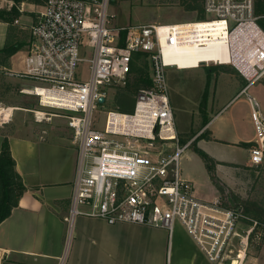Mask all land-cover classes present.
I'll list each match as a JSON object with an SVG mask.
<instances>
[{
	"label": "built area",
	"instance_id": "obj_1",
	"mask_svg": "<svg viewBox=\"0 0 264 264\" xmlns=\"http://www.w3.org/2000/svg\"><path fill=\"white\" fill-rule=\"evenodd\" d=\"M109 7L110 0H46L30 26L24 68L7 72L32 81L20 91L36 95L42 107L67 112L78 151L67 242L78 215L164 227L170 235L179 223L209 259L222 263L236 247L244 215L218 198L199 197L184 175L183 157L192 140L179 137L169 70L181 68L167 61L165 50L199 52L225 45L223 56L199 61L195 68L228 64L245 79L234 100L243 97L249 106L254 129L249 162L263 164L264 110L249 92L264 78V29L255 0H202L203 19L158 24H117ZM138 52L148 56L151 85L139 89L132 111L101 110L111 87L127 85ZM15 110L0 105V127ZM32 112L37 121L48 114Z\"/></svg>",
	"mask_w": 264,
	"mask_h": 264
},
{
	"label": "crops",
	"instance_id": "obj_2",
	"mask_svg": "<svg viewBox=\"0 0 264 264\" xmlns=\"http://www.w3.org/2000/svg\"><path fill=\"white\" fill-rule=\"evenodd\" d=\"M20 3L0 0V8L3 9L10 10L16 4L19 15L14 24H19L23 17H27L25 22L30 24L28 31H21L25 33L20 37L14 33L10 38L8 31L6 33L8 22L0 20V52L10 40L23 43L20 49L7 57L4 67L8 70L24 68L23 59L31 39L30 26L44 9V5H38L36 11L32 9L35 17L25 16L22 14L25 2ZM19 80L22 81V88L33 86L30 80ZM238 101L233 99L211 116L203 127L209 138L202 136L196 140L198 147L217 161L216 175L224 181L231 173L229 168L245 163L251 165L248 156L241 162L233 153L238 147H250L254 136L249 106L240 109L235 106ZM4 137L9 141L16 170L27 189L19 205L0 224V264H18L16 261L20 258L31 264H59L61 258L64 259L63 264H215L186 231L170 235L164 227L137 223L110 224L103 218L86 215L75 218L68 244L66 217L76 177L77 146L72 138L69 142L75 147L71 149L65 138L57 135L25 136L15 130L5 135L0 130V149ZM197 155L192 149V154H187L183 162L187 158L198 160ZM183 172L195 183L199 197L213 200L218 196L219 190L208 171L203 182L186 170L184 163Z\"/></svg>",
	"mask_w": 264,
	"mask_h": 264
},
{
	"label": "rangeland",
	"instance_id": "obj_3",
	"mask_svg": "<svg viewBox=\"0 0 264 264\" xmlns=\"http://www.w3.org/2000/svg\"><path fill=\"white\" fill-rule=\"evenodd\" d=\"M24 2L25 11L22 14L35 17L34 10L38 9V5H44L46 0H24ZM21 5L20 3L19 6ZM196 5L202 7V0H110L109 9L114 16V21L120 25L158 24L203 19L205 15L203 9L199 7L190 9ZM26 18L23 17L19 24L8 22L6 33L8 31L10 38L11 34L15 33L17 37H20L29 30L28 25L30 24L26 23ZM13 42V40L9 41V43ZM220 51L222 54L225 53L224 48L212 47L205 51H194V55L200 57L199 61H214L219 56H223ZM199 61L191 62L187 59L179 65L181 69L169 70L171 100L179 137L182 142L192 140L190 148L184 154L183 161L187 154H192L194 142L207 131L203 127L209 122L211 116L232 102L245 85V79L234 66L211 63L195 68ZM7 62L6 54L0 52V105L14 106L16 110L10 122L4 125L5 127H0V130L5 135L14 130L25 136L46 134L55 137L57 135L65 138L63 140L68 148L75 147L69 142L73 137V132L68 126L67 112L57 108L42 107L36 95L21 92L22 81L7 73L8 69L4 67ZM147 75L151 80L148 56L143 55L141 61H133L132 73L127 85L111 87L108 101L101 110L132 111L139 89L151 85L139 81L140 76ZM249 92L259 99L264 110V78L253 84ZM235 106L240 109L248 108L243 97ZM36 109L48 113L44 120L35 119L32 110ZM102 116L104 117V114ZM49 117L52 118L47 119ZM103 117L100 119L102 120ZM5 139L7 137H4ZM247 147L241 146L234 149L235 158L241 162L245 161L247 156L249 157ZM197 159L193 161L187 158L183 163L186 170L203 182L204 176L208 175L207 169L202 158L197 155ZM229 171L231 173L227 175V181L217 177L219 190L217 197L227 207L235 208L244 217L241 218L238 228L240 236L234 242L236 247L232 252L227 253L228 257L222 260L221 264H235L236 260H238L237 264H264V163L259 166L247 163L236 165L229 168ZM181 231H186V229L179 223L175 224L173 232L177 234ZM242 254L244 257L239 259V255ZM16 262L31 264L28 260L21 258Z\"/></svg>",
	"mask_w": 264,
	"mask_h": 264
},
{
	"label": "trees",
	"instance_id": "obj_4",
	"mask_svg": "<svg viewBox=\"0 0 264 264\" xmlns=\"http://www.w3.org/2000/svg\"><path fill=\"white\" fill-rule=\"evenodd\" d=\"M16 4L23 0H14ZM16 4L10 9L0 8V20L5 22H13L19 15V10ZM201 8L200 5L192 6V8ZM255 12L259 17V23L264 29V0H255ZM204 17V16H203ZM23 46L22 42L7 43L1 52L5 53L7 57L16 52ZM143 52H138L135 55L136 61H141ZM140 70V69H139ZM139 81L145 84H151V80L148 75L145 77L140 76ZM203 137H208V134H203ZM185 142V141H183ZM192 149L202 158L206 169L210 175L211 180L216 186H218V178L216 176V164L217 161L210 156L207 152L197 146V142H194ZM27 187L25 186L22 176L16 170V162L12 156L8 139H5L0 149V224L7 219L13 209L19 205V200Z\"/></svg>",
	"mask_w": 264,
	"mask_h": 264
},
{
	"label": "bare ground",
	"instance_id": "obj_5",
	"mask_svg": "<svg viewBox=\"0 0 264 264\" xmlns=\"http://www.w3.org/2000/svg\"><path fill=\"white\" fill-rule=\"evenodd\" d=\"M221 48L226 49L225 45H222ZM165 57L167 59V61H172V63H174L175 65H182L185 61H187V59H190L191 62L193 61H199L198 59L200 58L197 55H194V51H190V50H186V51H179L176 52L175 50H171L169 48H166L165 50ZM19 109V107H18ZM11 109H7L5 111L6 116L7 114L10 115ZM241 254V253H240ZM244 254H242L241 256L239 255V259L243 258ZM238 261V260H237Z\"/></svg>",
	"mask_w": 264,
	"mask_h": 264
},
{
	"label": "water",
	"instance_id": "obj_6",
	"mask_svg": "<svg viewBox=\"0 0 264 264\" xmlns=\"http://www.w3.org/2000/svg\"><path fill=\"white\" fill-rule=\"evenodd\" d=\"M104 100H105V98H104V97H101V98H100V102H101V103H103V102H104Z\"/></svg>",
	"mask_w": 264,
	"mask_h": 264
}]
</instances>
